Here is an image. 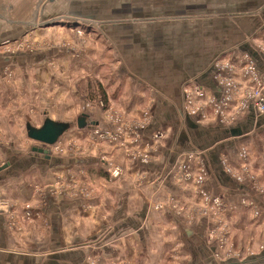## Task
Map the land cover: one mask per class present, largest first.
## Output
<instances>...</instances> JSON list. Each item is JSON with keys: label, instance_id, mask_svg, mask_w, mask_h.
I'll return each mask as SVG.
<instances>
[{"label": "rangeland", "instance_id": "obj_1", "mask_svg": "<svg viewBox=\"0 0 264 264\" xmlns=\"http://www.w3.org/2000/svg\"><path fill=\"white\" fill-rule=\"evenodd\" d=\"M3 1L0 0V14L11 20L17 13L11 16ZM220 1L225 4L220 10L224 12L223 20L227 18L231 36L236 26L243 23L245 42L259 53L262 51L264 62V29L255 37L250 36L259 31L258 24L264 23V0ZM214 11L211 6L194 10L197 38L202 39L204 47L210 42L198 29L204 33L202 23L220 15ZM216 39L214 49L224 46L218 36ZM108 46H111L109 42L96 32L64 23L45 25L41 20L29 29H20L15 37H0V148L9 149V157L13 159L16 154L22 156L33 168L19 171L9 167L12 177L6 183L0 182V215L7 225L16 228L17 237L27 236L30 231L33 236L65 234L63 240L68 247L64 252L80 249L81 264H185L188 254L183 252L177 236L179 224L201 227L215 264L242 263L261 255L264 251V132L260 134L262 152H255L253 146L244 143L237 147V163L229 161L226 153L219 156L226 173L252 190L238 201L226 202L225 194L208 189L213 176L202 162L200 149L178 154L175 164L156 175L154 183L158 186L153 189L148 172L139 166L162 159L161 152L168 149L173 129L153 119L159 94L150 85L163 82L164 73L160 69L169 67L172 60L126 62ZM94 51L106 55L100 61L94 60ZM33 55H48V58L37 66L29 62ZM198 57L200 68L205 57ZM18 58L26 65L16 64ZM59 61H63L62 65ZM85 61L86 66L81 64ZM250 65L256 62L247 52L230 51L216 57L211 68L204 72L219 87L218 96L195 79L183 82L184 113L196 125V131L219 132L221 128L217 125L228 128L239 123L247 112L257 120L264 119V113H259L255 105L257 93L264 95V76L263 80L256 77L258 72ZM125 73H137V80ZM81 114L97 120L98 126L72 128L47 150L56 160L69 157L80 163L96 159L95 166L80 164L74 169L43 171L35 163L36 157L32 162L26 160L32 159L31 147L39 146L25 136L27 122L39 126L45 116L76 122ZM250 132L254 135H248V140L259 139L255 135L257 131ZM0 153L1 167L7 162H4L5 152L0 150ZM166 180H171L176 189L168 197L163 193ZM123 191L131 204L126 221L131 228L140 225L148 232L147 242L150 240L152 245L146 250L139 249L138 239L133 238L131 230L126 235L113 231L118 223H114L115 210ZM135 192L141 194L140 198L129 199ZM177 194L180 195L174 196ZM66 202L70 206L64 208V214L58 212L59 221H55L54 211L60 208L55 206ZM141 206L146 208V214L140 219L137 213ZM53 225L58 233L53 232ZM156 232L158 242L153 244L151 238ZM122 241L129 243L125 253L119 250ZM41 253L45 257L54 255ZM139 257L143 259L138 260Z\"/></svg>", "mask_w": 264, "mask_h": 264}, {"label": "crops", "instance_id": "obj_2", "mask_svg": "<svg viewBox=\"0 0 264 264\" xmlns=\"http://www.w3.org/2000/svg\"><path fill=\"white\" fill-rule=\"evenodd\" d=\"M3 2H6V9L11 11V16L13 13H17V15L16 17L13 15L11 20H7L0 14V37H15L20 29H29L40 20L45 25H61V23H64L69 26L82 28L88 32L101 34L103 39L111 45L108 48L113 49L112 51L121 56L126 62L134 63L137 60L154 62L155 59L160 58L163 60L170 58L172 60L169 67L160 69L161 73H164L162 77L163 82L160 84L152 83L150 85L159 94L158 104L154 107L153 111V119L161 121L163 125L173 129V131H170L168 149H164L161 152L162 159L153 163L149 162V164H140L139 166V169L148 172V180L153 183L151 186L153 189L158 184L154 183L156 175L164 170L163 168H169L170 165L175 164L178 154H184L188 150L194 151L200 149L202 151L200 155L202 162L206 164L213 176L208 189L225 194L226 202L230 200L234 202L238 201L239 197L252 192V190L248 189V186L238 183L232 176L226 173L220 164L219 156L221 153H226L229 161L237 163V147L244 143L250 148L253 146L255 152L257 150H259V153L262 152L260 134L264 132V119L257 120L254 115L251 113L247 114V112L246 116L244 115L238 121L239 123L228 125V128L217 125V128H221L219 132H216L215 129L212 131L205 129L196 131V125L190 122L183 109L181 90L185 80L195 79L203 87L212 90V95H214V92L215 94L217 93L219 87L206 75L204 70L211 68L213 60L222 54L230 51L240 54L247 52L255 60L257 70L264 72L262 51L259 53L245 42L243 23L239 27L236 26L235 34L231 36V32H229L230 26H227V18L223 20L225 16L221 15L224 12L220 10V6H224V3L220 0H4ZM210 6L214 7V12L220 15L214 16V19L212 18L209 23H202L204 33H201L202 30L198 29V33L204 34L203 38H207V41L210 42L204 47L202 46V39L197 38L196 22H194L195 18L193 16L195 15V8L205 7V9H209ZM261 29H264V23L260 26L258 24L259 31L251 32L253 34L250 36L255 37V34L260 33ZM2 32L3 34H1ZM216 36L219 37L220 43H223L224 46L214 49L213 43H217L215 42L217 41ZM198 50L201 52H198ZM95 52H93V57L96 58L94 60L98 59L100 61L106 55L104 53L98 55ZM198 56L205 57V63L200 68H198L197 64L199 63ZM47 58L48 55H33L29 59V62L38 66L42 62H45ZM187 59L189 60L188 62ZM59 63L62 65L63 61L62 63L59 61ZM89 63L91 62H87V64ZM16 64L25 66L26 62L18 58ZM81 64L86 66V61ZM137 73L125 74H129L132 79L137 80L135 76ZM88 120L89 123H95L94 125L89 124L88 128L98 126L99 124L97 120H90L89 118ZM250 130L253 132L257 131L255 135L259 139L254 141L248 140V135H254ZM150 131L148 132L149 136ZM246 139L248 141H244ZM32 149L31 147L30 151ZM0 150L5 152L4 162H7L6 170L0 172L2 175L0 176L1 183L2 181L8 182L5 180L12 177V174L8 173L9 167L10 169L12 167L19 171L25 168L33 169L32 163H26L25 158L22 156L19 158V155L16 154L15 159H13L11 156L9 157L11 154L9 149L1 147ZM29 156L32 159L28 160L26 158V160L32 162L36 157L35 160L37 161L35 163L39 168H43V171L46 169L58 171L65 167L74 169L80 166V164L95 166L96 163V159L83 160L80 163L74 158L69 159V157L56 160L57 158L52 155H50L49 159L45 160L37 152H33ZM262 160L264 162V159ZM8 161L19 162L9 164ZM175 190L171 180L164 182L163 193L167 197L171 196V193H174ZM140 195V193L135 192V194L129 196V199L140 198ZM126 199H128V194L126 191H123L118 200V208L115 210V218L117 220L114 223H118L114 225L113 231L126 235L131 230L134 234L133 238L138 239L139 249L143 247L146 250L152 245L150 244V240L147 242L148 232L146 227L140 225L136 228H131L130 223L126 221L127 208L131 207L130 202L128 203ZM68 205L70 206L66 202L55 206V208L60 207L54 211L55 221H59L58 216L65 213ZM139 209L141 211L137 214H139L138 217L141 219L146 214V208L141 206ZM177 226L179 227L176 229V232L177 236L180 237L183 252L188 254L185 264H215L202 236L201 227L195 225L192 228L187 225L181 226L180 224ZM52 230L54 233H58L55 225L52 226ZM94 233L91 234L92 238L95 237ZM166 234L169 235L170 231ZM26 235L17 237L16 228L8 226L3 216L0 215V264H81L82 251L80 249V251H74L76 250L74 249L73 251L64 252L68 247L63 240L65 234L52 233L50 235L33 236L32 231H30ZM157 237L156 232L151 238L152 241H155L153 244L158 242ZM125 242L119 243L121 253H125L128 248L127 245L129 243L126 244ZM37 243L38 245L35 246ZM42 251L51 252L50 254L54 253V255L45 257L42 255ZM105 251L108 252L109 250ZM142 259L139 257L138 260ZM226 264H264V251L261 255L249 257L247 261L242 263L229 262Z\"/></svg>", "mask_w": 264, "mask_h": 264}, {"label": "water", "instance_id": "obj_3", "mask_svg": "<svg viewBox=\"0 0 264 264\" xmlns=\"http://www.w3.org/2000/svg\"><path fill=\"white\" fill-rule=\"evenodd\" d=\"M88 121V116L86 114H81L76 119V122L54 120L45 116L39 126H33L31 123L27 122L25 124V136L33 143L35 142L39 145L35 146L32 151L37 152L42 158L47 160L50 158L47 148L58 143L70 129H85L89 124H95L89 123ZM5 168H7V163L0 167V172L5 170Z\"/></svg>", "mask_w": 264, "mask_h": 264}, {"label": "built area", "instance_id": "obj_4", "mask_svg": "<svg viewBox=\"0 0 264 264\" xmlns=\"http://www.w3.org/2000/svg\"><path fill=\"white\" fill-rule=\"evenodd\" d=\"M250 66H251V68H253L254 71L258 72V73H256V77L259 78V77L264 76V72H259V70H257V65H250ZM251 68H250V70H251ZM262 80H263V77H262ZM263 96H264L263 94L257 93L258 99H257V101L255 103L256 108H257L256 110H259V113H262V114L264 113V100H263ZM186 98H187V96H186Z\"/></svg>", "mask_w": 264, "mask_h": 264}]
</instances>
